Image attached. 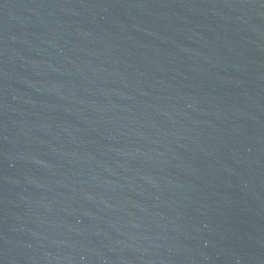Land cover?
I'll list each match as a JSON object with an SVG mask.
<instances>
[{
    "label": "water",
    "instance_id": "water-1",
    "mask_svg": "<svg viewBox=\"0 0 264 264\" xmlns=\"http://www.w3.org/2000/svg\"><path fill=\"white\" fill-rule=\"evenodd\" d=\"M0 264H264V0H0Z\"/></svg>",
    "mask_w": 264,
    "mask_h": 264
}]
</instances>
